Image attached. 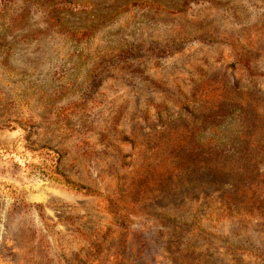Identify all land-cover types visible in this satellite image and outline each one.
Returning a JSON list of instances; mask_svg holds the SVG:
<instances>
[{"label":"rangeland","instance_id":"374dc122","mask_svg":"<svg viewBox=\"0 0 264 264\" xmlns=\"http://www.w3.org/2000/svg\"><path fill=\"white\" fill-rule=\"evenodd\" d=\"M0 264H264V0H0Z\"/></svg>","mask_w":264,"mask_h":264}]
</instances>
